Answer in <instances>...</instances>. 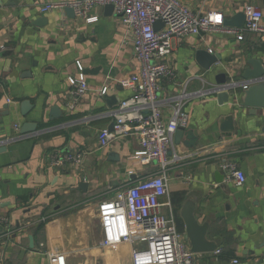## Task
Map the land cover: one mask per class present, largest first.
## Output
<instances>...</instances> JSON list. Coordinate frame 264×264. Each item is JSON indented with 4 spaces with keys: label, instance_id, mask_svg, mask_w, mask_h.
Here are the masks:
<instances>
[{
    "label": "crops",
    "instance_id": "obj_1",
    "mask_svg": "<svg viewBox=\"0 0 264 264\" xmlns=\"http://www.w3.org/2000/svg\"><path fill=\"white\" fill-rule=\"evenodd\" d=\"M71 1L0 0V218L7 221L0 235V264H130L139 244L102 247L98 205L161 172L156 162L141 165L129 159L139 150L134 136L99 146L98 133L111 126L112 111L132 95L129 77L138 63L130 32L115 12L105 16L104 6L90 12L97 17L92 24L68 18L63 8L39 12L45 3ZM179 1L195 13L219 12L224 20L246 5L264 8V0ZM41 18L47 24L34 26ZM198 51L219 60L204 71L196 60ZM253 59L264 68L263 47L254 34L237 41L223 28L174 39L166 59L174 78L160 82V97L179 92L189 77H195L189 92L210 90L220 73L241 88L249 86L243 75ZM76 62L83 67L88 90L74 101L67 78L79 74ZM104 86L108 93L100 96ZM215 95L187 103L185 133L167 155L171 214L186 243L179 217L184 200H195L196 218L208 225V239L217 243L218 253L200 254L196 264H264V110L252 115L246 108L233 109L230 102L219 104ZM24 100L32 106L22 116ZM53 106L61 111L57 118L49 117ZM162 113L167 120L169 110ZM230 114L235 131L227 136L219 131L218 119ZM24 123L35 124V131L17 139ZM66 155L76 160L54 165ZM231 160L245 175L240 186L225 180L220 169ZM163 212L170 214L167 208Z\"/></svg>",
    "mask_w": 264,
    "mask_h": 264
},
{
    "label": "built area",
    "instance_id": "obj_2",
    "mask_svg": "<svg viewBox=\"0 0 264 264\" xmlns=\"http://www.w3.org/2000/svg\"><path fill=\"white\" fill-rule=\"evenodd\" d=\"M105 5L113 6L114 12L130 32L131 47L138 68L129 77L132 95L112 111V128L100 130L99 146L105 148L116 139L134 136L138 139L139 150L129 159L141 165L156 162L161 172L140 180L99 203L102 235L100 245L108 248L136 241L139 246L132 249L130 264H196L198 255L190 251L188 243L178 233L171 214L172 204L166 174L170 162L167 155L173 150L174 133L186 128L188 124V114L185 111L187 103L194 97H206L212 92L203 88L189 92L187 86L195 79L189 77L180 85L179 92L162 99L160 82L164 79L173 81L174 78L166 59L171 53L172 40L223 28L237 41H243L246 34L256 35L264 51V8L244 6L245 20L239 28L223 26L224 18L219 12L195 13L179 0L48 2L39 8V12L47 14L58 8L71 7L76 19L92 24L97 21V17L90 12ZM157 22H161L162 26L155 30ZM76 66L79 74L67 78L74 101L83 97L88 90L82 73L83 67L79 62H76ZM242 89H247V86ZM107 93L108 86L99 91L100 96ZM165 107L170 112L167 120H164L162 113ZM20 138L22 135L17 137ZM17 139H8L6 142ZM74 160L76 159L72 155L57 157L54 165L61 166ZM220 169L225 173V180L233 181L237 186L245 182V175L235 161L222 163ZM165 208L170 214L163 212ZM0 224L6 225V219L0 218ZM132 230H135L136 235Z\"/></svg>",
    "mask_w": 264,
    "mask_h": 264
},
{
    "label": "water",
    "instance_id": "obj_3",
    "mask_svg": "<svg viewBox=\"0 0 264 264\" xmlns=\"http://www.w3.org/2000/svg\"><path fill=\"white\" fill-rule=\"evenodd\" d=\"M80 1V0H76ZM65 15L70 19H75L74 11L71 7H65L63 9ZM114 12L112 5L104 6L105 16H110ZM245 16L243 12L237 13L230 17L228 20L223 21V26L228 28H239L244 23ZM47 24V20L44 18L38 19L33 23L34 26L43 27ZM162 26L161 22H157L154 25L155 30H158ZM7 53H2L6 55ZM196 60L199 63L200 67L204 71H209L211 66L216 64L219 60L218 57L211 55L206 51H198L196 53ZM251 65V70L246 71L243 75V80L248 81L250 84L247 86V89L243 90L241 84L235 83L232 80H229L225 74L220 73L214 78V86L210 89V92L215 93V97L219 104H228L231 103L233 109H242L246 108L250 111L252 115H255L258 111L264 110V68L262 64L257 60H251L249 62ZM110 102L114 103V100L110 99ZM30 102L24 100L21 102V115L25 116L31 108ZM61 114V111L58 107L53 106L49 110L50 118H57ZM219 131L224 135H232L235 131V124L233 115H224L218 119ZM36 128L35 124L24 123L20 129V135H26L27 133L34 132ZM112 128V125L109 127V130ZM262 131L264 132V125L262 126ZM185 133L184 129H178L174 135L173 140L174 144H178V140L181 139L182 135ZM192 139L189 143H185V146L188 148L192 147ZM2 150H5L4 148ZM215 178L217 183H221L223 176L218 172L215 173ZM85 185H80L81 189H84ZM196 203L193 198H187L184 200L179 209V217L184 225V234L185 239L188 242L190 251L194 254H211L215 253L217 248V243L208 239V225L206 223H199L195 215ZM3 226L0 225V235L3 234ZM29 248H33V239L31 236L28 237ZM21 254H24V251H21Z\"/></svg>",
    "mask_w": 264,
    "mask_h": 264
}]
</instances>
